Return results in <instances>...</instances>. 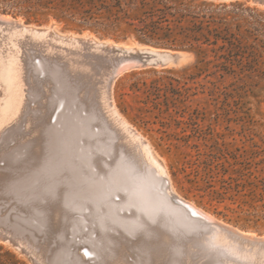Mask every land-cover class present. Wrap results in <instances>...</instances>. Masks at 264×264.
Masks as SVG:
<instances>
[{"label": "bare ground", "instance_id": "bare-ground-1", "mask_svg": "<svg viewBox=\"0 0 264 264\" xmlns=\"http://www.w3.org/2000/svg\"><path fill=\"white\" fill-rule=\"evenodd\" d=\"M0 34L2 35L0 39L1 144L4 142L6 143V141L2 142V138L6 135L11 137V131L14 133L15 129H18L17 126L21 120L23 125L20 123L19 128L21 129V126L24 127L25 122H23V120L28 119L29 111H33V109H31V101H34V103H37L38 99L46 101L43 92L44 96L40 94V98L43 97L44 99L37 97L40 92L37 94L35 93L36 95L34 94V92L38 90H45H40L41 87H36L38 90L33 91V88H31L32 79L36 76V73H40L39 76H41V73L47 75L48 72L50 74L53 73L55 76L56 74H60L59 78H55L54 81H56L60 78L66 80L64 77H66V73L69 74V71L70 74H72L71 71L76 72L77 69L84 70L92 63H97L100 67H102L101 64L104 63L106 65L107 63L110 65L109 67L113 68L108 73L104 72L106 73L104 85L100 90L98 88L99 92L97 90L95 92V94L97 92L99 93L100 107H98L99 104L95 101L96 103L94 102V104H98V106L96 105L97 109L95 108L96 106L93 107V109H95L93 112L87 110L86 106H83L82 103L81 107H83L81 109L85 107L84 111L87 110L89 113L86 111L87 113L85 112L84 115V112H81L83 110L79 109V105L77 110H74L76 107L70 110V106L74 104V102L71 104L72 101L70 99L66 101L69 108L65 105L69 111L63 108V112H60L56 116L55 123H52V115H43V118L41 116L42 121L38 122L39 124L41 122L40 125L44 128H41V131H46H40V134H48V139L44 135L47 139L44 140L45 142L48 141V144L45 143L47 145H44L40 143L39 145L42 144L44 148L48 146L45 148V150L48 148V152L46 150L47 157L40 156L45 155V153H43L44 148L41 146L43 150L41 149L42 152H38V154L41 160L43 158L45 160H42L44 161L42 163L39 159L42 164L39 162V164L36 165L40 166L35 167L36 165H33L34 168L31 167L25 176L16 179L13 177L9 178V175H11L10 170H12L9 169V163L7 164L5 162L6 164H4L6 167L4 168L0 166V181H2L8 189L14 191L24 203L28 201L29 204L27 203V206H30L33 202L34 207L38 206L34 208L32 204L31 206L33 209L39 208L37 212L40 218L36 221L37 223H31L33 219H30V217L33 216L36 210H34V212L30 210L32 211V216L28 217L29 213H31L29 212L27 217L25 216L23 218L25 220L24 222L21 221L23 227L26 226V224L24 225L25 222H29L27 226L33 224L38 230L40 229L42 231V229L46 228L45 226L51 224V222L49 224V221L45 219L46 207L42 206V200L47 201L57 198L59 203V200H61L63 205H65L68 214L69 211L73 212V214L70 213V215H72L71 217H73L71 218L72 230L70 233L72 236L70 239L68 240V237L66 239V236L62 237L64 233L62 234L60 232L62 235L58 233V236L62 237V239L61 237L59 238L61 241H64L63 238L68 241L60 250L57 251V247L58 249L61 247L60 245V247L58 246L59 243L57 247L55 246L56 244H54L55 241L56 243L58 242L56 238L58 236H52L54 234L51 235V238L55 237L56 240L50 239V237L46 238L53 231V233L57 235V231L55 232V229H52V232L49 231V233L46 231L47 228L45 229L44 233L46 234L47 232V234L45 237L46 239H44L45 241L47 240L46 242L48 243L45 245L49 246L48 239H50L51 242L54 241V245L50 244L52 245L50 246L51 249L53 247L56 249H54L55 253L52 254L49 250L46 252L47 249L44 248L46 253H51L52 255H39L35 257L39 264H178L182 259H187L189 263L194 255H199L204 259L202 264H218L221 262L225 264H264V237H259L255 233L243 231L235 226L220 221L197 207L194 203L183 199L175 191L167 169L161 166L158 160L155 159L151 144L147 142L148 139L145 141L140 133H137L132 127L133 125L131 126L123 118L114 104L113 83L118 75L143 63L145 65L158 66L177 64L186 58L187 53L182 54V57L176 59L172 52L153 46H147L141 43L137 44L135 42L130 44L123 42L117 43L113 40L103 41L87 33L81 35L74 32L62 33L57 30L55 23H50L40 28L35 25H27L20 19L7 18V16L5 17V15L2 14H0ZM26 50H29V53H27ZM38 55L39 60L36 62V56ZM94 70H92L91 73H93ZM63 72L65 74V76L63 74L64 77L61 76ZM49 75H47L48 78H50ZM70 77L67 75V79H70ZM74 78L75 77H73L72 80ZM77 78L82 79L84 76H77ZM77 78L73 80L75 84ZM35 79L37 80L39 78L34 77V80ZM65 80L58 81L68 83L65 82ZM70 80L67 81L70 83L72 81ZM85 80L89 82L88 79L85 78ZM91 80L92 79H90V81ZM98 80L99 79H97V83H100V80ZM51 81L52 79L50 82ZM39 82L42 81L39 80ZM39 82L37 83L39 84ZM53 82L52 85L54 86ZM79 82H81V80ZM42 83L45 84V82ZM64 83H62V85ZM97 83L95 82L96 85ZM41 84H39V86ZM75 84L71 82V84L68 85L71 89V85H73L74 88ZM81 84L84 85L82 82ZM95 84L93 83L94 86ZM58 85L50 88L53 90V95L55 93L54 88L60 89ZM78 85L76 84V86ZM57 86L58 88H56ZM46 87L44 86L43 88ZM80 87L82 88V86ZM85 87L84 89H86ZM59 89L57 93H60L58 92L60 91ZM67 89L65 88L64 90ZM75 90L76 89L72 91ZM62 91L63 89H61V93ZM67 91L63 92L67 93ZM77 91L79 92V90ZM70 92L71 91H68L69 94L72 93ZM30 93L34 94L38 99L30 101L31 96L33 98L35 97ZM64 93H62L63 95H60V97H58L59 94H57V97H55L56 99H54L53 96H50V98H53V100H55L54 102L60 100V98V101L68 99L64 97L70 96L66 94L64 96ZM73 93L71 97L76 96ZM28 96H30V99ZM54 96H56V93ZM75 98L72 99L74 101L78 100H75ZM48 101H50V99ZM54 102L50 101L51 104H54ZM79 102H82V99ZM79 102L77 104H79ZM84 102L86 103V101ZM84 102L83 104L85 105ZM28 103L31 104V106H29L30 108L28 107V114L26 113L28 116H24V109L25 107L27 108L26 104ZM56 103L58 104V101ZM60 103L61 102H59V104ZM91 103L93 102H90V105ZM38 104H34L36 105L34 107H40ZM44 104L45 103H43V106H46ZM57 104L49 106L50 108H55ZM90 105L88 104V106ZM49 106L47 105L46 108ZM50 108V112L52 111L51 113H53L54 108ZM43 109L37 108L38 111ZM91 109L92 108H90V110ZM96 110L99 111V113H96ZM70 111H74V113ZM34 112H36V115L41 113V111L37 113L36 110L32 113L34 114ZM45 112L47 113V111ZM36 115L35 117H37ZM23 116L25 119H23ZM31 116L34 115L31 114ZM35 117L33 119H35ZM37 118L39 119L40 116ZM33 119L32 121H34ZM28 121L30 122V120ZM36 122L35 125L37 126L38 123L36 124ZM32 126L34 127V125L29 126L30 131L34 130V128L41 127L38 125V127L31 129ZM28 129L29 128H27L26 131ZM17 133H19L18 130ZM22 133L24 134V131ZM40 134H37V136L42 138L43 136L41 137ZM13 135L14 134H12V137ZM33 135L35 134H32V136ZM8 136L6 138H8ZM35 138L37 137L35 136ZM9 139L7 140L9 141ZM34 139L32 138V140H30L31 143L32 141L33 143L35 142ZM25 140L22 142L23 145L24 142L30 143V141H27L29 139ZM10 145L12 146L11 141ZM32 146L35 147L36 144ZM1 147L2 145L0 146L2 151ZM5 147L3 149H5ZM12 147L10 148L12 149ZM10 148L9 150H5V152L8 153V151L11 150ZM26 148V150H28V146ZM13 149L15 148L13 147ZM20 149L24 151L22 145ZM20 149H18V151H20ZM24 152L29 153L31 151ZM24 152L20 151V153H23L20 156H24ZM20 153L18 152V154ZM18 154L16 153L17 157L19 156ZM6 155L4 158H8ZM26 156L27 154L24 157ZM13 157L14 153L10 157V160H12ZM4 158L1 159V161H3ZM19 158L21 157H18V159ZM24 159L21 161L23 162ZM19 160L17 163L20 162ZM12 162L13 164L15 163L14 161ZM15 165L18 164L15 163ZM4 169L6 172L8 169L10 174L5 173ZM13 170L12 175H14ZM35 198L36 200L41 199L40 205L42 207H39V200L36 201ZM31 199H33V201ZM34 200L36 203H34ZM23 201L20 202L23 203ZM58 202L56 203L58 204ZM46 203H49V201ZM62 203H60V205ZM35 204L37 206H35ZM63 205L60 207L62 208ZM60 207L57 211H61ZM22 208L23 207H21V209ZM24 208L28 207L24 206ZM29 209L25 210L29 211ZM20 210H18L19 215L21 211L22 213L25 211H23V209ZM60 211L59 214L61 213ZM64 212L66 213L65 210ZM24 215L25 214H22V217ZM37 215L38 214H36V216ZM55 216H57V214ZM58 217L54 218V220ZM65 217H62V219L59 217L60 219L55 221L58 222L62 220L64 223L63 220ZM34 219L37 218L34 217ZM71 219L68 218V220ZM63 223V227H65L66 224L68 225V222L64 225ZM51 226H53V224L50 225L48 229H50ZM58 227H55L56 230ZM32 228L33 227L30 226V230H33ZM36 228L34 229L36 230ZM68 229L69 227L67 231H65L68 233V236H70V230L68 231ZM38 230L37 232L40 231ZM44 233L43 231L42 233L39 232L41 235ZM6 235L7 238L11 237L8 232ZM39 236L37 237L39 238ZM37 237L35 238L37 239ZM39 239H41V237ZM39 239L37 240L40 241ZM44 239H41V242H44ZM16 242L17 249L23 251L24 243L17 240ZM44 243H40V245ZM50 247L48 248L50 249ZM38 248H40L39 245ZM35 250L37 249L35 248ZM40 250H38L36 254L42 253L43 250ZM36 254L34 256H36Z\"/></svg>", "mask_w": 264, "mask_h": 264}, {"label": "rangeland", "instance_id": "rangeland-1", "mask_svg": "<svg viewBox=\"0 0 264 264\" xmlns=\"http://www.w3.org/2000/svg\"><path fill=\"white\" fill-rule=\"evenodd\" d=\"M197 1L207 2L215 6L227 5L231 7L243 5L245 9L253 10L252 14L250 12H246L244 14H239L238 16H236L235 14H231L228 16V20L233 21L234 19H237L233 24V30L235 32H237L236 25H242L240 33L246 38L242 44V47L240 49H236L235 51V53H238V55L232 57L229 55V52L226 49L221 51L218 47L204 46L203 49L205 50V57L202 64L199 63V60L201 58L198 57L195 52H192L190 50H188L189 53H187L186 58L177 64H168L166 66L145 65L144 63L139 64L138 66H134L129 70L124 71L122 74L116 77V80L113 83L114 104L116 105L123 118L131 126L133 125L132 127L137 131V133H140L141 137L145 141L148 139L147 142L151 144L155 159L158 160V163L161 166L167 169L175 191L183 199L194 203L197 207L220 221L235 226L243 231L255 233L259 237H264V5L252 3L250 0ZM0 14L5 15V17L7 16V18L20 19L27 25H35L40 28L50 23H55L57 30L62 33L74 32L79 35L87 33L90 36L103 41L113 40L118 43L125 38L140 40L135 35V33L131 31L124 32V29L114 31L112 28H105L101 26L91 27L88 25L80 24L79 22L58 19L54 12H50L45 8H40L39 6L24 3L23 0H0ZM1 37L2 35L0 34V39ZM135 43L140 44L136 41ZM145 43H148L149 45L160 49H171L174 51L187 50L186 48L157 44L156 41ZM220 45H222V43H220ZM28 51L29 50H26L27 53H29ZM36 58L37 59L35 61L38 62L39 55L36 56ZM227 59H231L230 62H228ZM101 65L102 67H100V65L98 66L97 63H92L89 64L84 70L77 69V73L75 71H71L72 74H70L69 71L71 77L72 75L75 78H77V76H84V78H82L83 81L81 78H77V81H75L77 85L79 84L78 86H76V84L73 82L75 78L72 80L73 77L71 78L68 73L66 74L72 81L70 79H67V75L66 77H64V72L61 76H63L64 74L63 77L66 78V80L60 78L61 80H65V82L68 83H64L63 81L59 82L61 81L60 79H58L59 81H54L56 77L59 78L60 74H56L55 76L53 73L50 74L48 72L47 75L50 74V78H48L45 73H41V76H39L40 73H36L37 77H34L39 79L34 80L33 77L31 88H33V91H37L38 87L43 88L44 86H48L46 87L47 89L40 88V90H45L47 93L45 91L39 90L37 92H34V94L40 92L37 96L39 98L40 94L44 96V93L46 101L39 100L35 96L36 94H32V91V93L30 94L35 96L36 98H33L31 96L30 99V96H28L30 101L38 99L39 102L37 101V103H34V101L30 102L28 100L33 107L30 103H28L29 105L26 104L27 108L25 107V114L23 115L25 116L28 114L27 111L29 110V106H31V109H33V111L36 110L37 113L41 111L40 114H43L36 115V112H34L33 114V111H29V116L27 115L28 119H25V117L23 116V119L27 120H23V122H25L24 127L21 126V129L23 128L22 132L24 131V134L19 128V125L22 122L21 120L19 125L17 126L18 129H15L14 133H12L11 131V133L14 134L13 137L10 133L12 138L6 135L4 138H2V142L6 141V143L4 142L2 144L0 140V144L2 145V151L0 149V152H3V155L0 153L2 156V158L0 156V166L4 168L6 167L5 164L9 163V169L13 170L15 168L13 170L14 175H12L13 172L12 170H10L11 175H9V178H22L26 175L31 167L34 168L36 164H39V159L41 160L40 156L47 157L46 150L48 152V148L46 150L45 148L48 146H45L44 148L42 144H48V141L45 142L44 140L46 139L48 134H40L41 128L44 129L42 125H40L41 122L40 124L38 122L42 121L41 116L43 118V115H52L53 122L52 120L51 122L55 123L56 116L60 112H63V108L69 111V105L66 104V101H69L70 99L72 103H68L73 104L74 102V104L70 106V110L74 109L75 107L76 108L74 110H77L79 105V109H81L83 106H86L87 110L93 112V110H95L93 109V107H95L96 105L98 106V104V107H100L98 92L104 85L106 73L113 69L109 67L110 65H108L107 63L106 65L104 63ZM96 66L99 69H97ZM106 66H108L109 68ZM226 66L229 69H225ZM92 70H94L93 73H91ZM80 74L84 75L81 76ZM85 78L88 79L89 82L86 81ZM51 79L52 81L50 82ZM90 79L92 80L90 81ZM97 79L100 80H98L100 83L102 81L103 84L101 83L100 85V83H97ZM39 80L45 82V84L39 82ZM67 80H70L73 84H75V87L73 88V85H71L72 87L70 89L69 85L71 84V82L69 83V81ZM78 80H81L84 85H82ZM37 82H39V84L42 83V86H39ZM52 82L54 86L59 84L58 86L60 87V89L58 88V86L56 87L60 90L58 91L60 93H57L58 89L54 88L56 96H54L55 93L54 95L52 94L53 90L50 89L53 86ZM95 82L97 83V85L95 84ZM48 83H50L52 86ZM62 83L64 84L62 85ZM93 83L95 84V86L93 85ZM66 86H68L69 88ZM80 86H82V88ZM84 87L86 89L89 88L90 90H86L84 89ZM65 88H68L69 90H67L71 91L72 93L74 92L73 94L77 97H71L72 93L70 92L71 94H69L67 90H64ZM61 89H63V91H67V93H64L62 91V93H64V96L66 94L71 98L64 97L68 98H63L65 101L63 99V101H60V98V100H56V102L58 101L57 104L56 102H54L55 100H53V98H50V96H53L54 99H56L55 97H57V94H59L58 97H60V95H63L61 93ZM74 89L76 90L72 91ZM77 90H79V92L81 90L82 91L79 94ZM96 90L98 92L95 94ZM72 98L78 100L74 101ZM40 99L44 98L42 97ZM47 99L53 101L54 104H51L52 102L50 103V101H48ZM81 99L82 102H79L81 101ZM40 101L41 103H45L44 105L46 106H54L55 104H57L58 107L55 106V108L53 107V109L49 106L48 108H46V106H43V103L41 104ZM77 101L79 102V104H77ZM84 101H86L87 104ZM95 101H97L98 104L95 105ZM32 102L36 105L39 103L38 105L40 107L37 108L44 109L38 111L37 108L34 107L36 105H34ZM59 102H61V105L59 104ZM83 102L85 103V105L83 104ZM90 102L93 103H91L90 105ZM81 103L83 105L82 107ZM88 104L90 106H88ZM65 105H67L68 108ZM97 106L95 107L96 109ZM89 107L92 109L90 110ZM49 108L53 109L54 112L51 113L52 111L50 112ZM57 108H60L61 110ZM84 108L81 109L83 111H79H81L82 113L84 112L83 114L85 115V112L87 110L84 111ZM44 110L47 111V113ZM89 111L87 112L89 113ZM71 113H74V111H72ZM96 113H99V111H97ZM31 114L34 116H31ZM35 115L37 117L40 116V118L38 119L37 117H35ZM34 117L36 120L33 119ZM32 119L34 121H32ZM28 120H30V122ZM35 122L36 124L38 123L37 126L35 125ZM29 124L34 125V127H38V125L41 126L38 127L40 130L32 126L31 129L34 128V130L30 131L29 126L31 125ZM21 125H23V123H21ZM27 128L29 129L26 131ZM17 130L21 134L17 133ZM44 131L46 130H42L41 132ZM32 134H35L33 135L34 137L32 136ZM37 134H40L41 137H43L40 138V136L38 137ZM7 136L8 138H6ZM35 136L37 138H35ZM32 138L36 139H34V143L38 147L35 146L33 141V144L31 143L30 140H32ZM7 139H9V141ZM22 139H29L27 141H30L31 144L29 142H24L23 145ZM10 141L12 142V146L15 149H13V147L10 145ZM25 143L28 146V150H26L27 146L25 145ZM40 143L42 144L39 145ZM21 145L24 151L31 152L26 153L21 150ZM30 145H34L35 147H31ZM3 146H7L8 149L7 147L3 149ZM24 146L26 147L23 148ZM41 146H43L44 148L43 153H45V155L39 156L38 152L41 153L43 150ZM10 147H12L13 150ZM9 148L12 151L10 150L8 151V153H6L5 150H9ZM18 149L24 152L25 155L27 154V156H20L23 153H20ZM12 152L14 153V157L13 159L11 158L12 160H10V157L13 155ZM18 152L20 154H18ZM16 153L19 155L18 157H21L23 159L25 158L23 162L21 161L23 159H18ZM5 155L8 158H4ZM3 158L5 161H1V159ZM6 160L9 161L7 162ZM18 160L20 161L19 163H17ZM42 160L45 159L43 158ZM42 160L41 162L43 163L44 161ZM12 161H14L18 165H15V163L13 164ZM38 166L40 165H36L35 167ZM4 171L5 173L10 174V172H8V169L7 172L5 169ZM31 200L33 201V199ZM35 200L34 203H36ZM38 200L39 199H37L36 201ZM20 201L22 202L23 200H21V198L14 191L8 189L7 186L2 183V181H0V231L4 232L5 234L8 232L9 235L15 240L24 243L23 251H21L18 250L17 247L12 246V244L0 239V264H39L38 260H36L35 257H38L39 255L46 256L54 254V249L56 248L53 247L51 249L50 246L56 244L55 246L57 247V244L59 243L58 246L60 245L61 247L59 246V249L57 247L58 251L66 245V242H68L66 241L67 237L69 240L72 236L70 232L72 230L71 218L73 217H71L72 215H70V213L73 214V212L69 211L68 214L67 210L65 209V205H63L61 200H59L60 203H62L61 205L57 201V198H53L47 201L42 200L43 202L41 201V204L43 203L42 206L46 207L45 214L47 217L45 216V219L49 221V224L51 222L50 225L53 224V226H51L50 228L51 230L48 229L50 225L45 226L48 229L47 230L45 228L46 231L52 232V229H55V232L57 231V235H55L53 231L52 233L49 232L50 235L48 234L49 236L47 237V232L46 234L44 233L45 229H42L44 234L41 235L39 234V232L42 233V231L40 229L39 231L35 225L31 224L32 222L36 224V221L38 220V218H40L39 213L37 212L39 208L33 209V202L30 204V206H27V203L29 204L28 201L25 202L26 205L24 201V204ZM44 201H49V203H46ZM56 202H58V204ZM32 204L33 207L31 206ZM21 205H24L28 208H24V206ZM37 205L35 204V206ZM59 205H63L64 208L62 207V209ZM42 206L40 205L39 207ZM58 206L61 208V211H59L62 214H59V211H57L59 208ZM21 207H23V211L25 209L28 210L30 207L31 208L29 209V211L25 210L22 213ZM18 210L21 211V216L19 215ZM30 210H32L33 212L34 210H36L35 213L38 214V217L35 213H33L32 216V211ZM64 210L67 214L64 212ZM28 213V217L32 216L30 217V219L33 220H31V225L27 226L29 222H25L24 225L26 224V226L23 227L22 222L25 221L23 218L25 216L27 217ZM22 214L25 215L22 217ZM56 214L57 216H55ZM58 216L61 217V219L65 216L68 217L64 218L63 223L62 220L58 222L55 221L57 219H60ZM34 217L37 219H34ZM56 217L58 218L54 220V218ZM68 218L71 220H68ZM66 222H68V225L66 224L65 227H63L62 223L64 225ZM58 223H60L61 225ZM57 225L59 227L62 226L63 228H59ZM30 226L33 227V230H30ZM54 226L58 227L57 230ZM68 227V231L70 230V236H68V233L66 232ZM34 228H36V230ZM37 230L39 232H37ZM31 232L33 233L34 237ZM60 232L62 234L64 233V236ZM58 233H60L59 235H62V237L66 236V239L63 238L64 241H61L62 237L60 236L61 239H59L60 237L58 236ZM51 235L58 236L56 237L58 241L57 243L56 241L51 242L50 239L56 240L55 237L51 238ZM37 236H39V238L41 237V239L50 237V239H48L49 246L45 245L48 244L46 242L47 240L45 241L46 238L43 240L45 242L44 243L41 242V239H39ZM35 237H37V239H39L40 241H38ZM40 243L44 244L40 245ZM38 245L40 248H38ZM44 245L47 247H45ZM48 247H50V249ZM35 248L37 250H35ZM44 248L47 249L46 252H48L49 250V252H51L52 254L46 253L44 251ZM40 249L43 250L44 253L42 251V253L40 252L36 254ZM35 254L36 256H34ZM203 262L204 259H202L199 255H194L189 263L187 259H182L178 264H202ZM218 264L225 263L221 262Z\"/></svg>", "mask_w": 264, "mask_h": 264}, {"label": "trees", "instance_id": "trees-1", "mask_svg": "<svg viewBox=\"0 0 264 264\" xmlns=\"http://www.w3.org/2000/svg\"><path fill=\"white\" fill-rule=\"evenodd\" d=\"M24 3L54 12L58 19L88 26L131 31L144 42L186 48L204 62V46L227 50L234 57L246 39L235 14L253 13L240 6H215L197 0H23ZM258 30V29H256ZM222 43V45H220ZM231 59H227L230 62ZM225 69H229L227 66Z\"/></svg>", "mask_w": 264, "mask_h": 264}, {"label": "water", "instance_id": "water-1", "mask_svg": "<svg viewBox=\"0 0 264 264\" xmlns=\"http://www.w3.org/2000/svg\"><path fill=\"white\" fill-rule=\"evenodd\" d=\"M252 3H256V4H259V5H264V0H250ZM3 15V14H2ZM139 42L141 44H144V45H147V46H151L149 45L148 43H145V42H142L140 40H136V39H133V38H125L124 40L120 41V42H123V43H133V42ZM118 42V43H120ZM164 50H167L169 52H172L173 53V56L176 58V59H179L180 57H182V54L184 53H189L188 50H171V49H164ZM0 239L5 241V242H8L10 244H12V246L14 247H17V242L16 240L13 238V237H10V238H7V235L4 233V232H1L0 231Z\"/></svg>", "mask_w": 264, "mask_h": 264}]
</instances>
